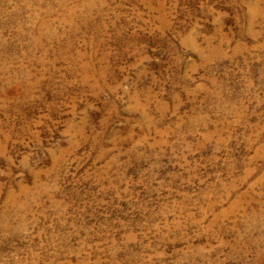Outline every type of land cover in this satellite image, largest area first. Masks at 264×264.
Instances as JSON below:
<instances>
[{"label": "rangeland", "instance_id": "rangeland-1", "mask_svg": "<svg viewBox=\"0 0 264 264\" xmlns=\"http://www.w3.org/2000/svg\"><path fill=\"white\" fill-rule=\"evenodd\" d=\"M0 264H264V0H0Z\"/></svg>", "mask_w": 264, "mask_h": 264}]
</instances>
